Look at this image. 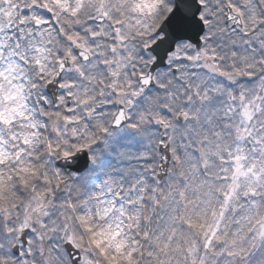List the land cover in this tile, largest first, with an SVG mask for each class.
<instances>
[{
	"label": "snow or ice",
	"instance_id": "snow-or-ice-1",
	"mask_svg": "<svg viewBox=\"0 0 264 264\" xmlns=\"http://www.w3.org/2000/svg\"><path fill=\"white\" fill-rule=\"evenodd\" d=\"M0 264H264V0H0Z\"/></svg>",
	"mask_w": 264,
	"mask_h": 264
}]
</instances>
